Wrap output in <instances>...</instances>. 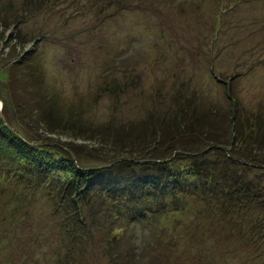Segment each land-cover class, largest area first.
<instances>
[{"label":"trees","instance_id":"1","mask_svg":"<svg viewBox=\"0 0 264 264\" xmlns=\"http://www.w3.org/2000/svg\"><path fill=\"white\" fill-rule=\"evenodd\" d=\"M6 20L0 15V185L13 188L11 203L20 206L7 215L25 234L5 237L16 241L11 253L40 252L46 264H152L150 244L138 243L141 224L192 201L204 214L221 210L227 224L239 217L247 243L264 247V112L253 119L231 94L233 77L223 81L227 107L179 90L138 121L75 124L56 110L36 49L19 32L7 35ZM67 130L84 143L54 136ZM24 186L50 202L42 216L22 209ZM27 217L42 223L33 230Z\"/></svg>","mask_w":264,"mask_h":264},{"label":"rangeland","instance_id":"2","mask_svg":"<svg viewBox=\"0 0 264 264\" xmlns=\"http://www.w3.org/2000/svg\"><path fill=\"white\" fill-rule=\"evenodd\" d=\"M239 1L0 0V15L11 20L7 35L19 32L28 49H36L56 110L75 124L95 127L111 119L141 120L154 100L169 106L179 90L208 107L217 102L227 107L223 81L231 77V94L240 104L253 117L264 112V0ZM54 136L84 143L70 130ZM0 191L7 192H0V264L14 256L15 264L26 256L28 264L34 257L46 264L40 252L11 253L16 241L12 245L5 237L25 234L7 212L20 205L11 203L13 188L0 185ZM27 193L22 209L33 216L48 211L43 194ZM201 206L192 201L185 210L140 223L138 243L150 244L145 251L150 249L152 264H264L258 252L264 247L247 243V233L236 224L239 217L227 224L221 210L213 216ZM30 220L35 230L40 219Z\"/></svg>","mask_w":264,"mask_h":264}]
</instances>
